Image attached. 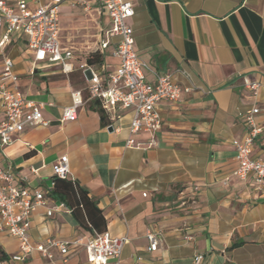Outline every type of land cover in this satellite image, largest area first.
<instances>
[{
  "label": "crops",
  "instance_id": "crops-1",
  "mask_svg": "<svg viewBox=\"0 0 264 264\" xmlns=\"http://www.w3.org/2000/svg\"><path fill=\"white\" fill-rule=\"evenodd\" d=\"M8 1L15 8L18 0ZM128 1L134 49L149 65L146 79L167 72L182 88L177 103L158 106L154 134L129 131L130 109L110 121L88 99L79 63L89 54L99 59L89 64L104 62L107 70L117 63L111 47L89 50L75 39L87 27L84 18L97 20L98 39L110 26L94 4L59 8L58 41L73 54L70 71L60 63L31 69L34 52L24 35L13 34L4 49L19 89L41 103L46 123L15 133L0 149V165L12 172L14 185L33 191L50 186L56 159L66 155L69 164L66 178H56L48 199L29 215L31 241H84L107 230L128 237L122 264H192L197 254L201 264H264V183L256 189L232 174L238 163L231 143L244 136L242 117L250 107L259 108L256 121L264 124V0ZM25 2L33 8L50 0ZM245 80L259 83L255 94ZM72 90H81L84 103L75 120H61ZM252 155L264 158V133ZM148 230L157 235L155 250H148ZM17 250L18 240L0 230V264H89L83 245H70L66 255L49 246L50 256L34 251L23 261L11 259Z\"/></svg>",
  "mask_w": 264,
  "mask_h": 264
},
{
  "label": "built area",
  "instance_id": "built-area-1",
  "mask_svg": "<svg viewBox=\"0 0 264 264\" xmlns=\"http://www.w3.org/2000/svg\"><path fill=\"white\" fill-rule=\"evenodd\" d=\"M81 3L85 7L94 4L99 13L109 18L110 26L104 30V36L98 39L95 51L103 52L111 47V54L117 59L113 70H107L106 64H89L86 60L78 68L87 76L86 92L88 99H95L107 118L114 121L121 112L130 109L129 131L154 134L161 126L160 104L177 103L182 88L167 72H155L153 81L146 79L148 63L140 58L134 49L132 26L128 23L134 15V8L128 0H50L49 3H37L28 7L25 0H18L14 8L8 0H0V52L2 70L0 73V149L13 141L14 134L25 126L45 124L42 105L27 98L17 85L18 76L14 71V60L4 52L11 42V36L24 35L26 44L33 50L30 68L35 64L60 63L62 70L72 69L69 59L70 50H62L58 41L59 8L64 3ZM244 86L256 93L259 83L244 81ZM70 103L62 108L61 120H75L77 108L84 103L81 90H72ZM259 112L257 106L247 109L242 117L246 128L242 138L231 140L235 149L237 167L233 175L241 179H250V184L260 189L264 183V158L253 156L252 150L256 137L264 133V124L256 121ZM128 139L126 144L133 145ZM149 142L148 144H151ZM69 164L66 155L60 156L52 164V179L46 190L30 191L24 186L13 184L14 175L8 168L0 165V230L18 240V250L12 254L14 261H23L32 252L50 256L49 246H57L61 254L66 255L70 245H83L89 264H122L121 252L127 243L126 235L113 236L107 230L94 231L84 241L50 240L48 245L35 244L28 233L29 215L36 206L48 199L49 190L54 187L55 178H66ZM58 207H65L58 202ZM55 208V207H54ZM54 208L46 211L50 216ZM148 250H155L158 238L155 232L148 230ZM204 256L197 254L192 264H201Z\"/></svg>",
  "mask_w": 264,
  "mask_h": 264
},
{
  "label": "rangeland",
  "instance_id": "rangeland-1",
  "mask_svg": "<svg viewBox=\"0 0 264 264\" xmlns=\"http://www.w3.org/2000/svg\"><path fill=\"white\" fill-rule=\"evenodd\" d=\"M83 23L87 27L83 30L81 29L78 33L79 35H77L75 39L82 42L83 47L89 48V50H94L98 44V22L97 20H87L84 18ZM81 32L85 33V35H80Z\"/></svg>",
  "mask_w": 264,
  "mask_h": 264
},
{
  "label": "trees",
  "instance_id": "trees-1",
  "mask_svg": "<svg viewBox=\"0 0 264 264\" xmlns=\"http://www.w3.org/2000/svg\"><path fill=\"white\" fill-rule=\"evenodd\" d=\"M88 62H93V61H96V60H99L97 57H91V55L89 54L88 56H87V59H86ZM56 179V178H55ZM59 179H64V178H59ZM55 183H56V181H55ZM54 186H55V184H54ZM90 229H91V227L90 226H88ZM92 230V229H91ZM97 232V231H96Z\"/></svg>",
  "mask_w": 264,
  "mask_h": 264
}]
</instances>
